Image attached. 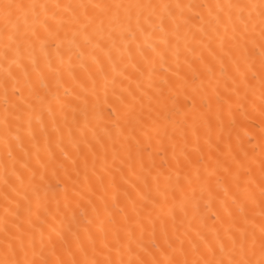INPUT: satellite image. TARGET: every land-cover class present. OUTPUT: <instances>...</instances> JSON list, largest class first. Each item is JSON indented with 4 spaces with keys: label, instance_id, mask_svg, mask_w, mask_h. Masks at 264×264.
Returning a JSON list of instances; mask_svg holds the SVG:
<instances>
[{
    "label": "snow or ice",
    "instance_id": "obj_1",
    "mask_svg": "<svg viewBox=\"0 0 264 264\" xmlns=\"http://www.w3.org/2000/svg\"><path fill=\"white\" fill-rule=\"evenodd\" d=\"M0 264H264V0H0Z\"/></svg>",
    "mask_w": 264,
    "mask_h": 264
}]
</instances>
